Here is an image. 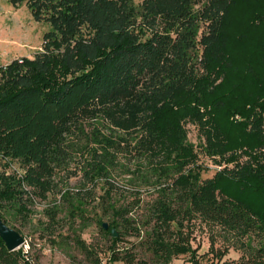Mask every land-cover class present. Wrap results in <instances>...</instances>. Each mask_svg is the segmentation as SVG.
Here are the masks:
<instances>
[{
  "label": "trees",
  "instance_id": "trees-1",
  "mask_svg": "<svg viewBox=\"0 0 264 264\" xmlns=\"http://www.w3.org/2000/svg\"><path fill=\"white\" fill-rule=\"evenodd\" d=\"M22 1L51 29L30 57L0 64V221L19 233L14 223L25 225L43 201L44 221L31 223L39 238L53 244L65 221L92 264L99 259L75 234L87 216L106 237L108 263L182 255L201 264L191 240L202 226L226 242L214 247L210 236L204 264H264V154L250 152L264 143V0H147L154 15L141 40L112 31L114 12L131 13L124 1L8 0ZM85 21L97 28L94 56H61L56 33ZM104 21L111 28L97 34ZM232 113L236 122L226 119ZM229 145L242 158L228 156L227 167ZM70 154L86 190L57 186L55 170ZM229 181L251 189L253 204ZM229 247L237 258H223ZM0 264H21L1 240Z\"/></svg>",
  "mask_w": 264,
  "mask_h": 264
},
{
  "label": "rangeland",
  "instance_id": "rangeland-1",
  "mask_svg": "<svg viewBox=\"0 0 264 264\" xmlns=\"http://www.w3.org/2000/svg\"><path fill=\"white\" fill-rule=\"evenodd\" d=\"M107 1V0H106ZM114 1L115 5L121 6L122 1L126 3L128 7H131V13L126 12L128 15H122V17L114 12L111 16L112 21L116 24L113 26L112 31L116 32H129L135 40L143 39V32H148L151 26V13L147 9V0H111ZM152 1V0H150ZM89 2L96 6V0H89ZM97 12L100 14L103 12L101 7H97ZM151 14V15H148ZM146 15V16H145ZM203 23H201L200 28H203ZM111 28L108 26L106 21L103 22L102 27L98 30L97 34L102 32H108V29ZM50 23L44 20H35L31 17L27 7L22 1L19 5L13 6L8 0H0V64H3L9 61L11 58L31 56L33 52L40 48L42 34L45 31L50 30ZM94 26L90 25L87 21L79 25V30L73 34H62L59 35L56 33V38L58 39V46L55 50L58 53H62L61 56L66 53L68 58V53L72 54L73 57L76 56L78 52L89 53L92 52V39L95 37L96 30ZM198 30V36H199ZM66 50V52H64ZM59 56V57H61ZM94 56L93 53L90 54V57ZM73 64H77L73 61ZM145 90L149 88L146 87ZM240 117L236 113L229 114L226 119L231 122H236ZM222 122H226L225 119H222ZM224 129L226 133L228 132V124L225 123ZM186 134L189 140H195V130L190 124H185ZM230 136V134H229ZM231 136L226 138L227 144L228 139L230 140ZM240 147L235 145H229L225 151V161L224 164L227 167L232 166V160L228 159V156L236 158L238 156L239 160L242 156L239 155ZM260 151L264 154V143L259 146H255L250 152ZM80 159L77 160L76 155L70 154L69 157L62 160L59 166L56 168L55 180L57 181V186L60 188L75 189L78 188L81 191L86 190L87 184L83 182L82 177L80 176ZM122 177L116 176L117 180H121ZM228 184L229 189H232L233 192H240V194L246 197V200H251L252 203V192L251 189L238 188L235 183ZM97 191V189L95 190ZM54 196H58V192L54 191ZM83 193H79L78 197H82ZM53 196H48L47 200L52 201ZM45 203H40L39 205H34L33 212L28 217V222L25 225L20 226L17 223H14L15 227L19 226V234L21 237H24L28 243L29 251L34 257L38 264H92L91 260L84 257L83 254L77 249L76 245L72 241V236L67 233L65 230L66 222L61 221L59 224L60 228H57L52 235L54 237L53 244L47 242V238H39V233L37 230H34V226L31 223H37L38 221H44V217L40 214V208ZM58 217L61 216L60 213L57 214ZM38 219V220H37ZM102 222H106L105 219H101ZM81 224V223H80ZM8 226V225H7ZM9 227V226H8ZM75 234L78 235L89 249L92 250L94 255L99 259V261L104 264H122L119 261L108 263L106 261L107 255V240L106 237L98 230L97 225L95 224L94 217L87 216L82 225H79L76 228ZM45 235V234H44ZM224 234H221L220 231H216L208 235L206 229L202 226H196L192 233L191 245L196 248V255L202 254L199 259L201 264L205 263V259L209 258L210 255L206 254L208 247V240L212 236L214 242V247H221L222 244L226 243L222 240ZM46 237V236H44ZM239 255V250L229 247L224 254L223 258L235 259ZM169 264H188L186 256H176L172 258Z\"/></svg>",
  "mask_w": 264,
  "mask_h": 264
},
{
  "label": "water",
  "instance_id": "water-1",
  "mask_svg": "<svg viewBox=\"0 0 264 264\" xmlns=\"http://www.w3.org/2000/svg\"><path fill=\"white\" fill-rule=\"evenodd\" d=\"M101 226L105 229L107 227V223L101 222ZM110 233L112 236H115L113 229H110ZM0 240L8 250H14L15 247L21 243L22 237L17 231L0 221Z\"/></svg>",
  "mask_w": 264,
  "mask_h": 264
},
{
  "label": "built area",
  "instance_id": "built-area-1",
  "mask_svg": "<svg viewBox=\"0 0 264 264\" xmlns=\"http://www.w3.org/2000/svg\"><path fill=\"white\" fill-rule=\"evenodd\" d=\"M17 61L21 60V57H15ZM25 246H27V251H25ZM14 250L19 252V262L21 264H38L34 257L31 255L29 251V246L24 237H22V241L18 244ZM98 264H104L103 262L99 261Z\"/></svg>",
  "mask_w": 264,
  "mask_h": 264
},
{
  "label": "clouds",
  "instance_id": "clouds-1",
  "mask_svg": "<svg viewBox=\"0 0 264 264\" xmlns=\"http://www.w3.org/2000/svg\"><path fill=\"white\" fill-rule=\"evenodd\" d=\"M25 251H27V246H25Z\"/></svg>",
  "mask_w": 264,
  "mask_h": 264
}]
</instances>
